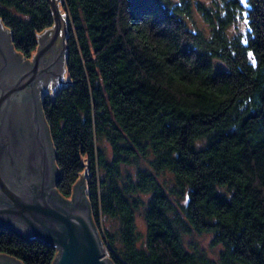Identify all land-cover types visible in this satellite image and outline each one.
<instances>
[{
    "label": "trees",
    "instance_id": "trees-1",
    "mask_svg": "<svg viewBox=\"0 0 264 264\" xmlns=\"http://www.w3.org/2000/svg\"><path fill=\"white\" fill-rule=\"evenodd\" d=\"M59 1L81 79L42 96L57 188L71 195L84 154L113 263L264 264V0ZM0 19L24 58L53 23L48 0H0ZM192 231L213 234L217 258L185 245ZM57 251L0 228L23 264Z\"/></svg>",
    "mask_w": 264,
    "mask_h": 264
},
{
    "label": "water",
    "instance_id": "water-1",
    "mask_svg": "<svg viewBox=\"0 0 264 264\" xmlns=\"http://www.w3.org/2000/svg\"><path fill=\"white\" fill-rule=\"evenodd\" d=\"M53 23L35 32L38 42L24 58L0 19V228L58 251L51 264H114L93 221L84 168L64 197L57 188L60 169L43 110V93H53L70 79L64 4L48 0ZM91 180V179H90ZM0 264H23L0 252Z\"/></svg>",
    "mask_w": 264,
    "mask_h": 264
},
{
    "label": "rangeland",
    "instance_id": "rangeland-1",
    "mask_svg": "<svg viewBox=\"0 0 264 264\" xmlns=\"http://www.w3.org/2000/svg\"><path fill=\"white\" fill-rule=\"evenodd\" d=\"M202 1L208 2L210 0H202ZM196 18L198 19L199 24L203 26L204 23L202 22L200 15L198 13H196ZM101 144L107 148L108 154L110 155L111 149H110L108 142L106 140L104 141L102 140ZM167 177L170 178L169 173L160 174L161 180H164ZM142 210L138 212L137 218H138L140 226L143 228L145 225H144V218H143ZM212 236L213 234L211 232L197 233L196 231H192L190 233L184 234L183 239H184L185 245L188 248L193 249L195 246H197V248L199 249H202V250L205 249L206 252L211 257L217 258L219 255V251L221 249V245H211Z\"/></svg>",
    "mask_w": 264,
    "mask_h": 264
},
{
    "label": "built area",
    "instance_id": "built-area-1",
    "mask_svg": "<svg viewBox=\"0 0 264 264\" xmlns=\"http://www.w3.org/2000/svg\"><path fill=\"white\" fill-rule=\"evenodd\" d=\"M105 245V244H104ZM108 246L107 245H105V250H106V254H108L109 255V253H108V248H107Z\"/></svg>",
    "mask_w": 264,
    "mask_h": 264
}]
</instances>
